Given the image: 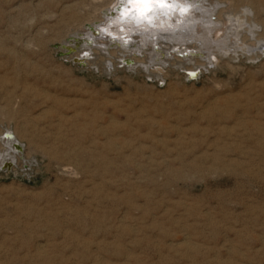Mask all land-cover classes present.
Instances as JSON below:
<instances>
[{
  "label": "rangeland",
  "instance_id": "obj_1",
  "mask_svg": "<svg viewBox=\"0 0 264 264\" xmlns=\"http://www.w3.org/2000/svg\"><path fill=\"white\" fill-rule=\"evenodd\" d=\"M111 1L0 0V264H264V0H212L260 49L158 73L63 48Z\"/></svg>",
  "mask_w": 264,
  "mask_h": 264
},
{
  "label": "bare ground",
  "instance_id": "obj_2",
  "mask_svg": "<svg viewBox=\"0 0 264 264\" xmlns=\"http://www.w3.org/2000/svg\"><path fill=\"white\" fill-rule=\"evenodd\" d=\"M120 3H122V0H112L110 2V7L108 6L109 8L102 13V21L97 23L100 30L93 31L101 42H106L104 43L106 45L99 43L98 48L106 50L108 46H114L122 51L130 49V52L133 53L147 52L145 63L150 65L152 67L151 71L155 73L162 70V65L166 61L165 57L171 53L179 55L182 57L181 59L188 55V58L186 57L188 60L193 59L194 56H199L207 65L212 63V59L217 62L218 55L228 52L234 53L245 45L243 40L240 41L238 38V27H240L241 21L234 23L235 19L232 16L222 14L226 11H220L214 17L218 4L216 5L212 0H177L180 8L184 9L183 12L179 8L175 10L156 8L146 12L142 20L134 18L139 13L136 11L130 12L132 5H130V8L122 6V11H119L121 8ZM86 31H88V34L89 29H86ZM111 34L114 36L112 39L109 36ZM97 38H92L90 42L95 44ZM124 39H131L130 43H124ZM74 42L76 46H79L80 55L79 57H73V59L75 58L74 60L78 61L87 58L88 53L85 51L90 49V44L82 45V43L86 44L85 39L79 41L73 39ZM80 46L84 48L80 49ZM261 46L260 41L252 48L246 45L243 48L245 52H249L255 48L260 49ZM122 61H131V65L142 63L141 60H134L133 62L131 59L123 58ZM194 61L198 62L199 60ZM154 64L156 66L153 67ZM195 68L192 70H195ZM9 134L7 131L3 133L6 145L12 139V135ZM3 158L0 159V166L5 163ZM10 164L11 162L5 163L7 166Z\"/></svg>",
  "mask_w": 264,
  "mask_h": 264
},
{
  "label": "snow or ice",
  "instance_id": "obj_3",
  "mask_svg": "<svg viewBox=\"0 0 264 264\" xmlns=\"http://www.w3.org/2000/svg\"><path fill=\"white\" fill-rule=\"evenodd\" d=\"M122 4L132 5L133 10L139 13V15L134 17L137 20H142L146 12L156 8H170L172 10L179 8L181 12L184 11L183 8H180L179 4L177 3V0H122Z\"/></svg>",
  "mask_w": 264,
  "mask_h": 264
},
{
  "label": "water",
  "instance_id": "obj_4",
  "mask_svg": "<svg viewBox=\"0 0 264 264\" xmlns=\"http://www.w3.org/2000/svg\"><path fill=\"white\" fill-rule=\"evenodd\" d=\"M119 6L121 7L119 9V11H122V6H126V8H130V4H122V3H120ZM132 11H134L133 10V7L131 8V11L130 12H132ZM86 29H89V33L88 34H85L84 33V37H82V38H77L76 37V34L68 37L66 39V45L63 48L65 50L79 49V46H76L75 42L73 43V39H74V41H79V40L85 39L86 40V44L82 43V45H89L90 44V46H96L97 47L96 44L91 43L90 41H91L92 38H97V35H94L93 31L100 30V26L99 25H92V26L89 25V26L86 27ZM109 36H110L111 39L114 38V36L112 34L109 35ZM130 40L131 39H128V40H125L124 39L123 42L129 44L130 43L129 42ZM69 44H71V45H69ZM80 47H81L80 49L84 48L82 46H80ZM85 52L88 53L87 51H85ZM87 55H89V54H87ZM126 63L131 64V61L126 62ZM185 73L187 75V78L194 79V78H196L198 76L199 71H198V69H196V70L185 71Z\"/></svg>",
  "mask_w": 264,
  "mask_h": 264
}]
</instances>
